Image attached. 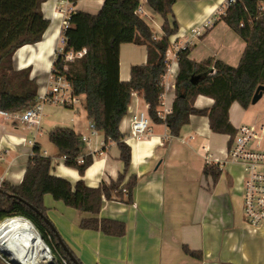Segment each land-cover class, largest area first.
<instances>
[{"label": "crops", "instance_id": "1", "mask_svg": "<svg viewBox=\"0 0 264 264\" xmlns=\"http://www.w3.org/2000/svg\"><path fill=\"white\" fill-rule=\"evenodd\" d=\"M135 1L115 0L107 6L105 0H78L75 5L66 0H46L41 9L50 24L42 40L21 46L13 55L16 69L31 68L30 77L35 78L37 93H41L62 33V16L57 8L67 6L71 11L100 14L120 24V100L116 127L123 141L131 146V163L125 181L134 174L138 184L131 205L105 200L97 217L123 221L127 232L124 236L112 237L100 230L80 229V220L91 215L65 207L50 194L43 196L47 216L82 264H264V222L260 227L243 222V175L239 164L226 159L229 135L211 131L208 117L196 114L182 126L178 137L170 136L164 123L152 121L144 137L136 139L130 133L131 117L148 108L137 93H132L129 105L124 106L130 68L134 64H144L146 59L145 48L132 43L134 30L126 13ZM224 1L176 0L172 7L173 16L169 18L177 21L178 31L171 36L170 42L176 38L180 41L190 39L193 42L189 55L192 60L200 62L211 56L236 66L245 47L244 41L222 22L213 23ZM149 12L158 31L150 25L151 21L147 22L155 36L160 37L163 19L151 9ZM204 23L208 25L203 27V33L191 37L192 27ZM169 58L171 73L168 78L175 80L178 62L171 54ZM173 94L174 91L166 97V104L171 107ZM83 103L84 97L79 95V103L74 107L63 106L57 114L42 112L36 131L18 120L1 118L0 181L14 186L21 182L32 151L28 144L31 139L40 145L45 156L51 157L50 172L72 184L82 178L86 185L96 188L102 181L109 183L116 179L123 170L119 149L114 142L105 143L101 131L97 136H90ZM212 103L213 99L204 95H198L194 101L199 109L210 108ZM79 104L81 108L77 107ZM249 107L242 109L237 102L230 105L232 126L238 128L259 123L264 115L258 114L246 121ZM42 124L47 126L43 138ZM63 126L79 136H89L88 142H83L81 147L84 155L92 157V164L81 178L75 168L57 157V148L48 140V130ZM206 163L218 166L219 177L215 182L202 173ZM183 245L193 251L199 250L202 259L186 255Z\"/></svg>", "mask_w": 264, "mask_h": 264}, {"label": "trees", "instance_id": "2", "mask_svg": "<svg viewBox=\"0 0 264 264\" xmlns=\"http://www.w3.org/2000/svg\"><path fill=\"white\" fill-rule=\"evenodd\" d=\"M45 1L0 0V109L6 112L22 111L36 100L38 84L34 77H30L31 68L16 69L13 66V55L21 46L42 40L50 24L41 9ZM67 1L75 5L78 0ZM114 1L105 0V5ZM175 2L147 0L149 8L163 19L160 37L155 36L144 18L134 13L138 0L126 11L134 30L132 43L145 48L146 59L144 64H134L130 68L124 106L129 105L131 94L137 93L148 104L150 120L164 123L172 137L179 136L190 116H207L211 131L229 135V147L236 134V128L229 120L230 105L237 102L242 109L248 108L255 89L264 84V18L258 10L264 0H235L224 5L222 12L213 21L214 24L222 22L244 41L245 47L236 66L211 56L200 62L194 61L189 56L190 48L177 51L178 71L172 113L161 120L157 111L161 103L160 84L168 63L166 52L170 47L171 36L178 31L177 21L169 18L173 16L172 7ZM69 15L68 26L61 30L65 51H86L72 61H54L53 69L65 75L74 96L84 97L85 114L94 122L95 128L102 132L105 143L114 142L118 147L123 170L109 183L102 181L96 188L89 187L81 177L92 164V157L83 154L80 136L69 127H53L48 130V140L57 148V157L65 156L63 163L75 168L81 179L72 184L66 178L52 174L51 157L45 156L40 145L34 143L21 182L14 186L0 181V222L17 216L28 219L59 260L75 264L60 245L57 229L48 219L43 196L50 194L65 207L90 214V217L80 220V229L100 230L107 236L119 237L127 232L125 223L117 219L98 218L97 215L105 200H117L131 205L138 178L131 174L125 181L131 163V146L123 141L116 127V111L120 100V24L103 15L81 10L72 11ZM198 95L212 98L211 107H195L194 101ZM80 157L81 165L77 163ZM202 173L210 176L214 182L219 177L218 166L213 163H206ZM44 218L51 222L54 229ZM182 250L194 259H202L199 250L193 251L187 245H183ZM0 264L4 262L0 260Z\"/></svg>", "mask_w": 264, "mask_h": 264}, {"label": "built area", "instance_id": "3", "mask_svg": "<svg viewBox=\"0 0 264 264\" xmlns=\"http://www.w3.org/2000/svg\"><path fill=\"white\" fill-rule=\"evenodd\" d=\"M67 1V0H66ZM235 0H225L224 4L218 9L220 13L224 5L232 3ZM149 6L147 0H142L134 9L141 18L146 21L153 22L152 14L149 12ZM258 10L260 15L264 18V3H261ZM58 13L62 16L61 30L66 28L69 24L71 8L67 6L57 8ZM208 23H204L202 26H194L190 30L191 37L199 36L203 33V27H206ZM64 38L61 36L59 40V46L56 47L52 64L56 60L63 62L72 61L75 58L81 57L85 53V49H82L76 53L72 51H65ZM192 40L187 39L180 41L178 38L170 42V47L166 52L167 69L163 75L161 81V103L158 108V117L162 120L167 115L172 113V107L166 104L167 94L174 91L175 80H169L168 75L171 73V62L169 55L171 54L174 59H177V51L180 49L190 48L192 46ZM51 64V65H52ZM66 69V67H64ZM46 86L43 92L37 93L36 100L26 109L22 111H15L14 113L6 112L0 109V119H12L18 120L23 123L27 128L33 127L38 130L42 119L43 108L46 104H56L61 107H74L79 103V97L72 94L71 84L66 79L65 75L58 73L53 69V65L46 79ZM135 93V92H134ZM136 94V93H135ZM150 118L148 112L135 113L129 122L130 133L136 139H140L150 130L149 122ZM87 129L90 136H97L99 130L95 128L94 122L89 119ZM89 136L81 135L80 141L88 142ZM231 145L228 147V160L235 162L241 166L243 183H242V219L244 224H248L252 227H260L264 222V116L261 118L257 125L244 124L236 128V134L232 138ZM35 143L33 139L28 141V144L32 146ZM103 145V144H102ZM64 161L65 156L61 157ZM77 163L82 164V157L78 158ZM20 217V216H17ZM17 217L6 218L3 221L12 220ZM23 218V217H20ZM27 222H31L26 219ZM32 228L36 231L40 237L38 231L31 224ZM46 251L48 252V258L45 261L38 260L35 264H68L66 260L60 259L58 255L54 254L52 250L47 246L42 239H40ZM9 256V255H8ZM0 260L4 264H20L16 263L12 258H6V254L0 251Z\"/></svg>", "mask_w": 264, "mask_h": 264}, {"label": "bare ground", "instance_id": "4", "mask_svg": "<svg viewBox=\"0 0 264 264\" xmlns=\"http://www.w3.org/2000/svg\"><path fill=\"white\" fill-rule=\"evenodd\" d=\"M0 251L20 264H35L48 258L36 231L20 217L0 222Z\"/></svg>", "mask_w": 264, "mask_h": 264}, {"label": "rangeland", "instance_id": "5", "mask_svg": "<svg viewBox=\"0 0 264 264\" xmlns=\"http://www.w3.org/2000/svg\"><path fill=\"white\" fill-rule=\"evenodd\" d=\"M149 23L153 27V29H155L156 31H158V29L155 27V25L153 24V22L152 23L149 22ZM77 107H80L81 108V105L79 104ZM61 109H63V108H61V106H58L56 104H46L44 106V108H43V114L45 112H47V111H50L53 114H57V113H59V111ZM68 110H72V109H68ZM258 114L264 115V94L262 95V97L260 98V100L257 103H255V105H251L249 107V110H248L247 115H246L247 116L246 121L247 120L254 119ZM41 127H42V137L41 138H43L45 136V133L47 132V130H46L47 129V126L46 125L44 126L42 124ZM237 168H239V167L237 166ZM6 258L10 259L11 257L6 254Z\"/></svg>", "mask_w": 264, "mask_h": 264}, {"label": "water", "instance_id": "6", "mask_svg": "<svg viewBox=\"0 0 264 264\" xmlns=\"http://www.w3.org/2000/svg\"><path fill=\"white\" fill-rule=\"evenodd\" d=\"M194 80V79H193ZM254 95L251 99V105H254L255 103H257L260 98L262 97V95L264 94V84H260L254 91ZM42 215V214H41ZM45 222L47 224H49V226L54 229L53 225L51 224V222L47 219L44 218ZM41 239V238H40ZM58 240L60 242V245L63 247V249L65 250V252L68 254L69 258L71 259L72 262H74L75 264H79V262L76 261L75 257L73 256L72 252L69 250L68 246H65V244L63 243L61 237L58 234Z\"/></svg>", "mask_w": 264, "mask_h": 264}]
</instances>
